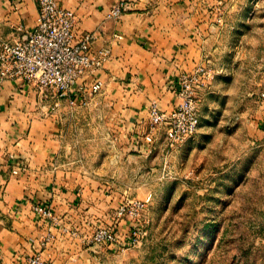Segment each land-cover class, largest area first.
I'll return each instance as SVG.
<instances>
[{"label": "crops", "instance_id": "1", "mask_svg": "<svg viewBox=\"0 0 264 264\" xmlns=\"http://www.w3.org/2000/svg\"><path fill=\"white\" fill-rule=\"evenodd\" d=\"M57 1L76 12L79 36L93 32L95 48L110 49L103 70L91 79L103 80L97 97L109 110L116 157L121 155L116 144L123 140L134 152L139 144L148 146L145 134L160 133L150 123L151 105L167 111L176 107L181 102V74L203 65L215 70L217 77L225 70V77L242 93L257 94L248 99L249 107L246 102L243 122H251L264 136V101L259 100L264 84L251 91L248 81H236L239 70H251L246 65L260 70L264 63V42L254 55L242 39L250 26L247 13L243 11L239 22L229 19L246 0ZM115 5L123 7L117 18L109 16ZM38 16L36 0H0V38L17 39L21 30L37 24ZM226 33L228 54L235 61L219 65ZM57 100L26 81L0 79V264H14L34 249L51 264H89L92 246L83 245L86 237L77 233L76 226L90 215L109 220L118 207L105 192V184L60 161L64 141L58 109L69 102L83 104L84 99L74 91L56 106ZM37 204L49 207L52 217L38 214ZM48 235L51 239L42 245Z\"/></svg>", "mask_w": 264, "mask_h": 264}, {"label": "rangeland", "instance_id": "2", "mask_svg": "<svg viewBox=\"0 0 264 264\" xmlns=\"http://www.w3.org/2000/svg\"><path fill=\"white\" fill-rule=\"evenodd\" d=\"M243 11L250 26L242 39L248 41L247 52L257 55L264 42V0H246L229 19L239 22ZM228 37L219 65L235 61L228 54ZM245 67L251 70H239L236 81H248L251 91L264 84V63L261 71ZM220 72L201 97L196 136L172 148L158 129L149 156L129 150L126 140L116 144L121 155H114L109 110L97 96L58 109L64 141L60 161L105 184L118 207L147 203L138 215L119 216L114 207L109 220L90 215L79 222L75 230L86 237L83 245L92 246L89 264H264V136L243 122V108L257 94L242 93L225 70ZM100 226L113 228L125 242L136 227L139 241L124 247L96 244L91 237Z\"/></svg>", "mask_w": 264, "mask_h": 264}, {"label": "built area", "instance_id": "3", "mask_svg": "<svg viewBox=\"0 0 264 264\" xmlns=\"http://www.w3.org/2000/svg\"><path fill=\"white\" fill-rule=\"evenodd\" d=\"M39 8L37 24L28 30H21L20 36L13 40L0 38V79H20L45 94L50 93L58 101L78 91L85 99L97 96L103 87L101 78L91 79L96 72L103 70L110 57V49L95 48V34L88 32L79 36L77 14L73 9L59 4L57 0H36ZM126 7V6H125ZM123 7L115 5L110 17L121 16ZM217 72L208 65L198 67L194 72L180 76L179 95L181 102L173 109L161 110L156 103L149 110L153 131L164 130L169 146L178 147L191 140L201 126V97L207 83L215 78ZM264 80V76H263ZM259 100L264 101V88L259 92ZM155 134L149 132L144 142L137 147L138 152L150 155L154 151ZM21 167L14 169L18 173ZM144 201L123 204L118 215L130 213L138 215L146 206ZM34 210L44 216L52 217L49 207L42 204ZM140 230L132 228L127 241H123L113 228L100 226L95 229L91 240L99 245H135L139 241ZM51 239L48 235L42 242ZM126 243V244H125ZM14 264H51L41 250L34 251Z\"/></svg>", "mask_w": 264, "mask_h": 264}]
</instances>
